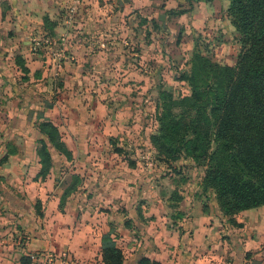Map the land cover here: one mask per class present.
<instances>
[{
  "label": "rangeland",
  "instance_id": "374dc122",
  "mask_svg": "<svg viewBox=\"0 0 264 264\" xmlns=\"http://www.w3.org/2000/svg\"><path fill=\"white\" fill-rule=\"evenodd\" d=\"M8 3H0L1 9L5 13L15 9L9 20L20 25L16 31L3 30L4 37L15 38V46L5 52L8 59H3L19 72L15 74L19 86L29 91L24 100L36 93L47 108L56 104L73 108L64 112L67 118L78 114V120L89 121L86 125L94 121L88 134L90 139L96 135L91 147L99 155L89 162L82 160L78 174L77 167L65 164L53 179L76 187L86 179L82 175L103 179L111 173L110 179L121 176L128 184V197L136 191L138 197L145 195L134 203L143 222V214L150 213L148 200H155L156 208L161 205L154 213L171 216L169 225L176 227L194 209L192 204L200 202L198 210L217 217V227L221 226L225 237L232 229L245 230L248 224L233 227L229 223L215 189L205 182L207 169L219 159L215 152L220 146L212 135L211 103L202 105L194 98L218 87L236 67L242 45L229 14L230 0H54L44 14L24 15L18 14L17 0V4ZM27 22L31 29L25 31L22 24ZM195 118L200 120L199 137L186 130ZM165 134L176 137L170 144L175 148L170 159L160 156L150 141L152 135ZM77 135L83 137L84 130ZM181 140L198 146L196 157L187 154ZM78 192L92 198L88 190ZM115 202V206L92 205L86 200L83 206L84 210L93 208L101 218L112 217L108 225L114 230L124 223L132 231L136 226L129 217L131 202L126 206L120 199ZM246 212L235 220L244 218Z\"/></svg>",
  "mask_w": 264,
  "mask_h": 264
},
{
  "label": "crops",
  "instance_id": "0c3cea01",
  "mask_svg": "<svg viewBox=\"0 0 264 264\" xmlns=\"http://www.w3.org/2000/svg\"><path fill=\"white\" fill-rule=\"evenodd\" d=\"M3 1H8V5L17 4L15 0H0V3ZM17 1L20 15L30 12L44 14L54 2ZM13 12L17 13L15 9L5 13L0 6V46L6 47L0 48V264H21V258L28 259L29 254L39 252H67L76 264H104L101 238L109 230H112V238L123 252L124 264H137L142 258L155 264H264V220L259 218L264 217V206L247 211L242 219L237 218V223L248 224L245 230L232 229L225 237L221 226L217 227V217H213L211 212L198 210L200 202L192 204L194 209L186 213L176 227L169 225L171 216L154 213L161 205L156 208L155 200H148L150 213L143 214V222L134 203L146 197L143 194L138 197L137 191L128 197V184L120 180L121 176L117 175L119 180H114L110 179L111 173L103 179L99 176L87 179L89 174L82 175L81 178L84 176L86 179L82 186L78 184L76 187L69 183L61 185L53 179L65 164L77 167L78 174L82 160L89 162L99 155L91 147L96 135L90 139L88 134L94 121L86 125L85 122L89 121L78 120V114L67 118L64 112L73 108L69 110L70 107L60 104L47 108L36 99L34 91L33 99L24 100L29 91L16 82L15 74L19 72L4 62L8 59L5 52L15 46V38H8V34L4 37L3 30H15L20 25L19 22H10L9 14ZM22 27L29 30L31 24L27 22ZM26 67L31 71L29 64ZM43 121H49L60 132L67 133L61 136L73 158L68 161L63 155L51 151L49 146L52 166L44 179L37 176L42 168L37 145L40 147L41 140L47 142L38 128ZM65 125L66 129L63 128ZM81 130H84V136L80 138L77 134H81ZM129 189L133 187L129 186ZM69 190L75 192L65 196ZM80 190H88L87 194L92 198L81 197ZM117 199L125 206L131 202L129 217L136 226L132 231L127 230L124 223L114 230L108 225L112 217L96 216L93 208L84 210L86 200L92 205L97 202L115 206ZM219 218L222 220V216ZM246 253L251 255L250 258H245Z\"/></svg>",
  "mask_w": 264,
  "mask_h": 264
},
{
  "label": "trees",
  "instance_id": "16d2710c",
  "mask_svg": "<svg viewBox=\"0 0 264 264\" xmlns=\"http://www.w3.org/2000/svg\"><path fill=\"white\" fill-rule=\"evenodd\" d=\"M229 14L242 45L236 67L221 84L218 83V87L197 93L194 98L202 105L208 100V104L211 103L208 107L213 118L212 135L220 146V150L215 152V157L219 159L207 169L205 182L215 189L229 223L233 227H241L235 220L236 215L264 206V0H230ZM195 83H192L193 93H196ZM199 126L200 120L195 118L186 130L190 129L192 136L196 134L199 137ZM38 128L47 139V142L41 140L37 149L42 166L37 176L44 179L52 166L49 146L68 161L72 155L58 128L51 122L43 121ZM175 138L171 134L161 137L152 135L150 141L160 156L170 159L175 152L170 144ZM181 142V147L186 148L189 156H197L196 144L187 140ZM206 142L204 136L203 144ZM229 163L234 167H230ZM235 168L245 172L253 181L245 180ZM62 205L63 201L59 206ZM101 256L104 264H124L123 252L112 238V230L101 238ZM250 256L245 254L246 259ZM20 262L31 263L24 258ZM137 264L155 263L142 258Z\"/></svg>",
  "mask_w": 264,
  "mask_h": 264
},
{
  "label": "built area",
  "instance_id": "2783aa9c",
  "mask_svg": "<svg viewBox=\"0 0 264 264\" xmlns=\"http://www.w3.org/2000/svg\"><path fill=\"white\" fill-rule=\"evenodd\" d=\"M28 259L36 264H76L74 258L67 252H39L29 254Z\"/></svg>",
  "mask_w": 264,
  "mask_h": 264
}]
</instances>
